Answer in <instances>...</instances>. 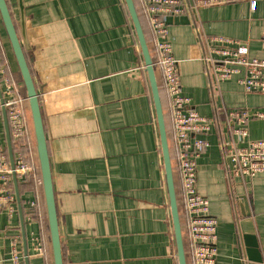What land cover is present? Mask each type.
<instances>
[{
	"label": "crops",
	"instance_id": "crops-1",
	"mask_svg": "<svg viewBox=\"0 0 264 264\" xmlns=\"http://www.w3.org/2000/svg\"><path fill=\"white\" fill-rule=\"evenodd\" d=\"M18 1L6 0L39 94L63 264H177L150 84L123 0H20L26 45ZM177 1L182 13L167 23L181 94L211 121L208 146L197 160V191L217 222L216 264H264V173L232 176L223 151L238 143L226 113L264 114V93L243 90L238 80L244 71L215 83L201 60L205 41L214 36L239 41L251 58H264V0H257L255 11L246 2L201 7L197 0ZM133 2L154 60L142 0ZM154 73L170 148L169 100L160 69ZM6 78L26 98L0 18L2 95ZM26 120L28 149L12 147L14 157L22 153L31 166L18 182L29 264H53L28 103ZM246 126L250 140H264V118H249ZM6 149L0 111V152ZM172 167L178 192L174 162ZM14 251L24 264L15 197L0 209V264H13Z\"/></svg>",
	"mask_w": 264,
	"mask_h": 264
},
{
	"label": "built area",
	"instance_id": "built-area-1",
	"mask_svg": "<svg viewBox=\"0 0 264 264\" xmlns=\"http://www.w3.org/2000/svg\"><path fill=\"white\" fill-rule=\"evenodd\" d=\"M237 2H246L251 11H255L257 0H197L196 6L210 7ZM144 15L151 28L155 58L153 66L161 71L165 91L169 100L173 139L170 155L177 166L179 190L177 192L180 220L185 219L182 235L187 263L216 264L217 258V222L209 213L207 198L197 191V160L207 148L204 136L210 131L211 121L200 116L192 107L190 99L181 94L177 60L172 53L167 19L178 16L182 8L177 0H142ZM197 33L198 32L197 30ZM264 50V33L260 38ZM206 54L201 59L205 73L215 83H221L237 77L244 71L238 82L246 93H264V58H251L248 47L230 38L214 36L205 41ZM4 106L12 143L26 138L27 98L21 97L15 85L4 79ZM227 121L235 124L233 129L237 145L225 148L224 162L234 177L252 178L264 173V140H250L247 132L249 118H264V114H249L245 110L226 113ZM15 173L22 179L31 171L30 165L19 154L14 157ZM11 169L6 152H0V209L14 202L10 192ZM34 205V202L30 203ZM12 211V210H11ZM182 226V222H181ZM37 251L43 254L41 244ZM13 264H22L19 253L12 254Z\"/></svg>",
	"mask_w": 264,
	"mask_h": 264
},
{
	"label": "water",
	"instance_id": "water-1",
	"mask_svg": "<svg viewBox=\"0 0 264 264\" xmlns=\"http://www.w3.org/2000/svg\"><path fill=\"white\" fill-rule=\"evenodd\" d=\"M123 2L125 4L128 16L130 18L133 30L135 32L136 40L138 42L140 52L142 55L144 68L147 73L150 84L152 102L155 110V117L157 123L159 144H160L162 161H163V168L165 173V182L168 193L169 209H170V215L173 226L175 255L177 258V264H187L182 228H181L180 213L177 202V192L175 187V180L173 177V170H172L173 167L170 156V148L168 143V136L165 126L164 113L161 104L159 89L154 73L153 59L151 58L150 51L133 0H123ZM18 8L20 11V22H19L20 35L22 38V42L24 43V45H26L25 29L23 26L24 19H23L22 6L20 0L18 1ZM0 18L4 30L6 32L7 38L9 40L15 61L17 63L26 93L28 109L32 121L33 132L36 142V154L39 163V171H40L41 184L43 190L44 204L46 209L53 264H63L55 200H54L51 172L49 166V156H48L47 144H46L44 128H43L41 112H40L39 94L31 77L24 56V52L22 49V45L18 33L16 31L15 25L13 23L6 0H0ZM39 90H41L40 87ZM0 111L3 120L4 132L6 138V148H7L6 150H7L8 160L11 169L14 197H15L17 215L20 225L23 263L29 264V257L27 252V239L25 233L24 212H23L22 202L19 193L18 180L16 173L14 171L15 161H14L12 140L10 136L7 113H6V108L4 106V100H3V95L1 93V89H0ZM248 245L254 249L257 248V245L255 243H248ZM248 253L250 257H252V255H254L255 252L253 249H250L248 250Z\"/></svg>",
	"mask_w": 264,
	"mask_h": 264
},
{
	"label": "trees",
	"instance_id": "trees-1",
	"mask_svg": "<svg viewBox=\"0 0 264 264\" xmlns=\"http://www.w3.org/2000/svg\"><path fill=\"white\" fill-rule=\"evenodd\" d=\"M13 145H14L15 147H14ZM12 146H13L14 148H17L16 146H18V149L22 148L24 152L28 149V144H27V142L25 141V139L22 140V141H19V142H13ZM4 152H7V151H4ZM20 153H21V152H20ZM21 156H22V158H23V160H24L25 162H29V160L27 159V157H25V155H22V153H21ZM171 158H172V160L174 159L173 155H171ZM30 167H31V166H30ZM27 175H28V173H27ZM27 175H25L22 179H18V182H20L21 180H24L25 178H27ZM18 185H19V183H18ZM9 188H10V192H11V194L14 195V189H13V184H12V183H10ZM32 208H34V207H32Z\"/></svg>",
	"mask_w": 264,
	"mask_h": 264
},
{
	"label": "bare ground",
	"instance_id": "bare-ground-1",
	"mask_svg": "<svg viewBox=\"0 0 264 264\" xmlns=\"http://www.w3.org/2000/svg\"><path fill=\"white\" fill-rule=\"evenodd\" d=\"M171 156V155H170ZM171 162H172V164H173V160H172V158H171Z\"/></svg>",
	"mask_w": 264,
	"mask_h": 264
}]
</instances>
